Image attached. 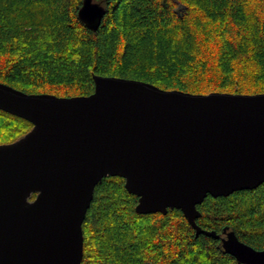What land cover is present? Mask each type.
I'll use <instances>...</instances> for the list:
<instances>
[{
	"label": "water",
	"instance_id": "water-1",
	"mask_svg": "<svg viewBox=\"0 0 264 264\" xmlns=\"http://www.w3.org/2000/svg\"><path fill=\"white\" fill-rule=\"evenodd\" d=\"M104 8L83 0L96 32ZM88 96L27 94L0 83V111L32 129L0 145V264H81L82 225L95 187L124 179L137 214L179 210L196 236L220 240L238 264L264 251L196 224L207 196L264 183V94L192 95L142 81L94 76ZM32 195L35 199L30 200Z\"/></svg>",
	"mask_w": 264,
	"mask_h": 264
},
{
	"label": "trees",
	"instance_id": "trees-1",
	"mask_svg": "<svg viewBox=\"0 0 264 264\" xmlns=\"http://www.w3.org/2000/svg\"><path fill=\"white\" fill-rule=\"evenodd\" d=\"M97 31L78 19L83 0H0V83L27 94L88 96L94 76L142 81L192 95L264 94V0H93ZM32 124L0 111V145ZM36 195H32L31 200ZM124 179L94 189L81 264H238L220 240L196 236L179 210L137 214ZM204 231H233L264 251V183L197 206Z\"/></svg>",
	"mask_w": 264,
	"mask_h": 264
},
{
	"label": "rangeland",
	"instance_id": "rangeland-1",
	"mask_svg": "<svg viewBox=\"0 0 264 264\" xmlns=\"http://www.w3.org/2000/svg\"><path fill=\"white\" fill-rule=\"evenodd\" d=\"M31 200V199H30Z\"/></svg>",
	"mask_w": 264,
	"mask_h": 264
}]
</instances>
